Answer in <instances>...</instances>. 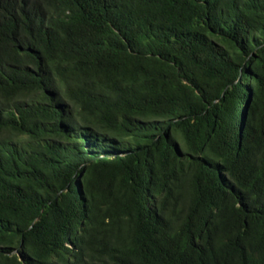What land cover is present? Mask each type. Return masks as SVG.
Segmentation results:
<instances>
[{"label":"trees","instance_id":"1","mask_svg":"<svg viewBox=\"0 0 264 264\" xmlns=\"http://www.w3.org/2000/svg\"><path fill=\"white\" fill-rule=\"evenodd\" d=\"M0 264H264V0H0Z\"/></svg>","mask_w":264,"mask_h":264}]
</instances>
